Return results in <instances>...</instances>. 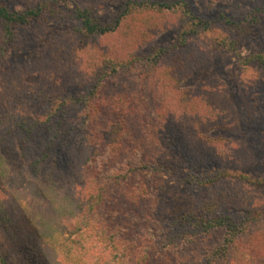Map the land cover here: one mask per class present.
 <instances>
[{
    "label": "rangeland",
    "instance_id": "1",
    "mask_svg": "<svg viewBox=\"0 0 264 264\" xmlns=\"http://www.w3.org/2000/svg\"><path fill=\"white\" fill-rule=\"evenodd\" d=\"M0 1L22 12L46 0ZM128 1L184 2L204 21L222 15L249 22L251 32L234 52L217 44L233 39L234 32L212 24L178 55L173 46L185 27L181 11L130 15L114 33L91 37L81 35L78 21L70 18L60 28L41 20L24 30L19 51L0 58V202L11 223L8 231L0 227V253L10 264H23L21 244L33 241L39 227L76 223L78 214L68 213L66 203L61 216L51 218L55 196L81 198L87 206L98 192L97 179L106 178L104 202L90 214L91 223L115 227L123 239L119 247L146 256L147 264L204 263L223 243V229L198 234L186 220L189 211L201 220L213 211L243 224L227 259L264 264V185L257 184L264 179V68L238 65L236 56L264 54V0H67L62 11L68 14L78 5L110 24ZM159 50L162 56L150 64ZM175 57L187 59L186 66L170 73ZM15 68H21L20 81L12 78ZM15 85L19 94L13 92ZM12 92L20 95V110L11 107ZM92 95V107H64L65 124L76 132L95 133L96 127L101 131L97 145H84L82 138L68 148L49 143L52 132L41 124L49 104L64 97L81 102ZM18 116L39 119L29 143L18 136ZM146 134L170 156L184 148L193 152L202 140L210 157L200 165L193 158L180 162L164 153L151 156L143 145ZM45 151L48 158L43 159ZM140 152L142 159L158 158L163 170L150 173L139 166L135 171ZM193 176L217 180L201 187ZM205 205L213 207L206 215ZM182 215L183 224H175ZM86 247V262L104 264L106 256L96 254L101 244ZM56 258L66 264L62 254Z\"/></svg>",
    "mask_w": 264,
    "mask_h": 264
},
{
    "label": "trees",
    "instance_id": "2",
    "mask_svg": "<svg viewBox=\"0 0 264 264\" xmlns=\"http://www.w3.org/2000/svg\"><path fill=\"white\" fill-rule=\"evenodd\" d=\"M64 4H67V0H46L44 2L38 3L33 8H28L22 12L10 11L7 9L4 3L0 1V58H5L6 54L9 51H13L16 53L19 51V47L21 46V38L23 36V31L29 29L34 23H37L41 20L54 21L58 23L59 28L62 27L64 22L68 21L69 18L78 21V32L84 37H91L94 35H106L110 33H114L118 27L120 26L122 20H125L126 17L134 14H141L147 11H154L157 13L161 12H176L181 11L182 17L185 20V27H183L180 32L176 44L173 46L174 50H178L180 55L184 50L188 48L187 43H189V39L197 36L200 32H207L212 30V24L219 23L223 25V28L228 30H232L234 32L233 39H225L221 38L217 41V44L225 47L227 50H231L236 52L238 43L241 38L250 34L251 29L249 27V22L243 23H235L231 21L229 18L223 17L220 15L216 20L213 21H204L203 19L197 17L193 14L191 10L186 7V3L184 2H148V1H128L125 5H121L120 8L123 10L118 14L117 18L113 23L104 24L99 19H97L93 13L87 8L79 7L75 5V7L67 13H64L63 7ZM253 22H257L256 17L252 19ZM252 23V22H251ZM50 44V42H49ZM46 41L44 38H40V46H45ZM21 48V47H20ZM163 51L159 50L157 53L153 55L151 59L148 60L150 64H156L157 60L162 56ZM36 56V52L34 53ZM237 56V64L245 67H249L252 64H256L259 67L264 68V54L257 53L253 54L248 58H242L239 54L236 53ZM185 57H187L185 55ZM37 59H40L37 55ZM187 59L182 57L173 58V63L169 65L168 71L173 73L177 69L182 66H186ZM123 66V64H120ZM183 68V67H182ZM112 72H116V66L112 67ZM12 75V74H11ZM22 75H26V73H22ZM12 78H16L17 80H21V68H15ZM168 82V81H167ZM169 84V83H167ZM100 83L97 81L96 86L92 89V93L96 92L99 88ZM20 86L15 85V90L19 94ZM12 92V93H13ZM14 94V93H13ZM14 94L12 97V106L15 111L21 109V98L20 95ZM93 95L86 99H69V97H64L60 99V101L56 104V101L49 104L47 110L41 115L42 125L46 126V129L49 132H52L49 143H59L61 146H65L68 148L75 138H82V144L93 147V145H97L100 139L99 129L95 127V133L90 132L88 129H81L80 132H76L72 128H66L65 124V112L66 109L64 107L67 106H75L78 104L85 106H93ZM14 111V112H15ZM16 126L19 128L18 136L23 139L21 142L29 143L32 140L33 129L39 124V119L34 121H30V117H24L21 119L20 116L16 117ZM26 119L27 122H26ZM32 120V119H31ZM14 123V124H15ZM91 123V122H89ZM92 125V123H91ZM15 126V125H14ZM91 129L93 127L88 125ZM86 128V127H85ZM86 130V131H85ZM191 130V129H190ZM186 130V134L191 136V130ZM93 133V134H92ZM93 135V136H92ZM95 136V137H94ZM143 145L147 146V151L150 152L151 156L159 153H164L166 159L174 158L175 161H186L187 159H194L195 164H204V160L210 157V152L208 150V146L202 141L199 140L198 144L196 143L193 147V152L191 149L189 151L183 149L178 152L176 155H168L167 151L161 150V142L154 139L151 135L146 134L143 136ZM197 137V136H196ZM195 137V138H196ZM29 141V142H28ZM173 140H170V143ZM95 143V144H94ZM143 146V147H144ZM146 149V147H144ZM173 149V147H171ZM139 151H137L138 153ZM139 154V153H138ZM141 154V152H140ZM180 155V158H178ZM151 157V159H142L141 156L136 159V169L135 171H140L137 169L140 166V169H143L150 173H156L163 170L161 161L156 157ZM193 156V157H191ZM43 159L48 158V154L46 151L43 154ZM151 160V161H150ZM156 160L159 162H156ZM98 177V176H97ZM194 177V176H193ZM191 177V178H193ZM195 182L198 186L208 187L213 184L217 177L214 176L210 179L203 180L198 177H194ZM107 183V179H97L98 184V192L93 197L94 202L88 204L86 206V202L83 203L81 198L71 199L67 197L63 198L62 196H55L53 199L52 205L56 211L53 214L51 211V218L54 216H61V211L66 207L68 213L70 210L72 212H76L78 215L75 216L76 223H51L48 227V230H43L42 228L34 233V240L38 238L35 242L30 241L31 239H27L25 244H21V252L23 253V264H61L56 256L62 254L65 258L66 264H97V262H86L87 260V245H97L101 244L96 254L103 253L106 256L104 264H147V257L141 255L137 252H130L125 249V247H119L123 244V239L117 233V229L112 226L100 225L91 223L92 214L94 212L95 207H99L104 202V193L105 186ZM257 184L264 185V179L262 181H258ZM92 199V198H91ZM92 199V200H93ZM66 203V204H65ZM55 206V207H54ZM206 206V208H205ZM203 208L204 214L206 215V211L213 210V207L210 205H205ZM211 207V209H210ZM210 214V212H209ZM209 214L205 217V220H201V217L196 216L195 212H187L186 220L187 222L194 224L196 228H198V234L206 233L213 229H223L225 232V238L223 243L215 250L211 252V256L205 259L204 263H194V264H239L235 263L234 258L227 259V253L229 249L238 241L239 236L245 230V226L243 224L237 225L230 219L225 216H222L219 213L213 214L210 217ZM177 218L178 223L175 224H183L181 223L183 220V216ZM185 219V218H183ZM10 221L8 215L3 209V205L0 202V227L4 230L8 231L10 228ZM44 228V227H43ZM38 229V228H37ZM241 237V236H240ZM98 261V259H96ZM53 262V263H51ZM0 264H10L9 261L4 257L3 254L0 253ZM183 264H193V263H183Z\"/></svg>",
    "mask_w": 264,
    "mask_h": 264
}]
</instances>
